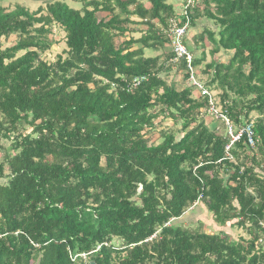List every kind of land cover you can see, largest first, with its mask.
Here are the masks:
<instances>
[{"label": "trees", "instance_id": "trees-1", "mask_svg": "<svg viewBox=\"0 0 264 264\" xmlns=\"http://www.w3.org/2000/svg\"><path fill=\"white\" fill-rule=\"evenodd\" d=\"M70 1L81 8L0 7V40L17 38L0 50V264H264V0H182V13L165 0ZM200 17L210 24L192 49L231 52L205 65L202 87L219 92L235 134L251 126L253 146L243 134L226 151L222 120L199 118L208 97L161 77L188 82L168 21ZM53 26L65 48L48 62ZM157 50L163 60L145 56ZM166 119L179 132L152 144L146 134ZM195 204L248 239L181 225Z\"/></svg>", "mask_w": 264, "mask_h": 264}, {"label": "rangeland", "instance_id": "rangeland-1", "mask_svg": "<svg viewBox=\"0 0 264 264\" xmlns=\"http://www.w3.org/2000/svg\"><path fill=\"white\" fill-rule=\"evenodd\" d=\"M195 1H196V3L193 4V0H187L186 5L192 6V5L197 4L198 7L201 8V3H200L201 0H195ZM53 2H63L68 8L74 9V10H78L81 8V5L79 3H76V2H73L70 0H0V7L4 8L6 13L12 12L14 10V8L17 6L25 8L29 13H35L39 9L40 10L42 9L43 11H45L47 8V5L51 4ZM139 2H141L143 5H145L146 8L149 7L145 0H139ZM165 2L167 5L173 6L174 10H176V12L182 13L183 9H185L184 8L185 5L182 6L184 4V3H182V0H165ZM129 10H132V7H130ZM97 16L101 17L104 15L97 14ZM133 20H135V18H133ZM169 22L170 21H168V23ZM208 24H210V23H208L207 20H205L203 17H200L199 19H197L195 21V25H194L195 27H189L187 30V33L185 35L186 45H188V47L192 50V51H190L192 53V55H194L197 59L200 58L201 52H203V55H205V61L203 63H201L199 67L193 69V71H192L194 73V75L195 74L197 75V78H195V81L197 83H200L201 86H203L207 82V76L202 72V70H204L205 65L208 64L211 60H217L218 62H227V60L231 56V52L227 53L224 51H220L215 57H213V58L209 57V47L207 46L208 44H206V43H205V45L208 48H205L204 51H202V50L194 51V49H192L193 48L192 42L196 40L197 34H199L201 32L203 26H207ZM130 28L137 29V26L131 25ZM194 33H196V36L194 35ZM132 37L133 38H139L140 35L137 33V34L132 35ZM47 38L53 39L57 43V45H53L51 47V49L49 51H47L42 57V59H45L46 61L51 62L52 60H54V58L57 54L61 55L62 51L65 48V46H64V33L58 27L53 26L51 28V34L48 35ZM16 39L17 38L14 35L10 36L8 39H1L0 40V50H3L5 48H9V47L13 46L16 42ZM19 54H21V53H19ZM165 54L166 53L163 52V50H157L156 53H151V52H147V51L145 52L146 57H148V56L149 57L150 56H159L161 60L164 59ZM161 77L165 78L167 83L170 85H173V87L177 91L182 90L185 86L191 85L190 82H186L183 85L181 82L182 81L181 80V74L177 73V71L175 72L174 70H171V71L169 70L166 73H162ZM206 90L209 92V95L211 94L210 96L213 97L214 99H212L210 104H208L207 111L205 112V110H203V114H202L203 116L199 117V118H201L205 124L209 125V123H211L212 121L215 122V119L222 120V119H220V116L222 114H221V104L218 101L219 92L209 91L208 89H206ZM194 94L197 95L198 92L195 90ZM211 105L214 108V112L217 113V116L213 117L214 120H212V118H211L212 111L210 113V110H209ZM249 120L256 122L257 119L255 117V114H251L249 117ZM158 122L159 121L155 122L156 125H155L154 130L151 131L150 133L146 134V138H149L152 144L157 145L160 143V140L158 139V135L160 134V132H163L166 130H171L175 133H178L180 130V127L174 126L173 122L170 119H166V120L162 121L161 123H158ZM222 122H223L224 127L227 128V131L229 129H232V131H234V129L231 126L226 127L224 120H222ZM222 122L220 121V123H217V126L219 127L218 132L222 131L221 130V126H222L221 123ZM220 134H223V131ZM179 137H180V135H179ZM6 145H8V144H6ZM247 158L248 159L252 158L251 152L250 153L247 152ZM247 166L248 167H250V166L254 167L255 165L249 163ZM255 171H259V169L255 168ZM220 176H222V175L220 174ZM224 177H226V176H224ZM178 222L181 223V225H183V226L194 225V228L201 229L202 231L206 232L207 234H212L214 232L216 233L217 231H222L224 233H227L234 240H239L241 238L244 240L248 239V236L246 235V231L244 229L237 228L235 226L229 227L230 224H227V226H224L223 228L222 227L221 228L216 227L212 222L211 214L206 213L204 211V207H202L201 204H195L193 207H190L184 213L182 218L178 220ZM199 222L203 223V227L200 226L199 224H197ZM113 244H115L116 246H119L120 242L114 241Z\"/></svg>", "mask_w": 264, "mask_h": 264}, {"label": "built area", "instance_id": "built-area-1", "mask_svg": "<svg viewBox=\"0 0 264 264\" xmlns=\"http://www.w3.org/2000/svg\"><path fill=\"white\" fill-rule=\"evenodd\" d=\"M185 15V13H183ZM170 33H171V50L172 53L174 55L173 58V62L174 63H179L180 60H184L185 62V66L187 71L189 72V79L188 82H190V84L192 86H195L196 90L199 92V94L201 96H207L208 100H209V104L212 101V97L209 95V93L201 86L200 83H197L195 81V75L192 72L193 71V66H192V62H193V55L191 54V52L187 49L186 45L184 44V39H185V35L187 33V30L189 28V24H188V20H186V22L181 25L178 26L176 22L174 21H170ZM146 78L145 77H141V78H136L133 80L131 88H135L137 87L141 82L145 81ZM212 108V109H211ZM210 113L213 117L217 116V113L214 112V108L211 105L210 107ZM214 113V114H213ZM220 118L222 120H224L226 126L229 127V122L226 119V117L224 116H220ZM227 134L230 138V144L228 146L225 147L226 151H228V149L230 148V146L233 144V142L237 141L241 135L245 134L247 142L250 146H253V142H252V130H251V126H246L245 128H242L240 130L237 131V133L235 134V131H232V129H229L227 131ZM84 258V256H82Z\"/></svg>", "mask_w": 264, "mask_h": 264}, {"label": "crops", "instance_id": "crops-1", "mask_svg": "<svg viewBox=\"0 0 264 264\" xmlns=\"http://www.w3.org/2000/svg\"><path fill=\"white\" fill-rule=\"evenodd\" d=\"M194 35H196V33H194ZM193 42H194V41H193ZM193 42H192V43H193Z\"/></svg>", "mask_w": 264, "mask_h": 264}]
</instances>
